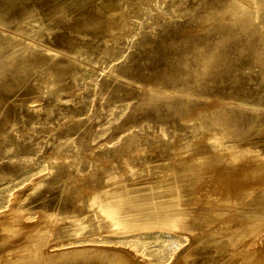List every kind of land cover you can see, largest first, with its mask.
<instances>
[{
    "label": "rangeland",
    "instance_id": "374dc122",
    "mask_svg": "<svg viewBox=\"0 0 264 264\" xmlns=\"http://www.w3.org/2000/svg\"><path fill=\"white\" fill-rule=\"evenodd\" d=\"M26 1L31 15L9 17L0 32L53 54L0 40V248L116 245L147 264H219L198 245L177 262L186 229L197 234L212 206L206 177L192 185L178 160L214 152L212 135L236 153L232 165L248 166L245 190L222 205L250 213L256 227L235 249L250 241L264 257V0H118L112 31L102 13L79 30L75 0ZM239 2L249 26L231 17ZM209 24L202 56L195 39ZM218 107L225 116L211 129L193 113ZM95 191H117L114 213L128 223L112 226ZM175 212V226L160 220Z\"/></svg>",
    "mask_w": 264,
    "mask_h": 264
},
{
    "label": "bare ground",
    "instance_id": "6f19581e",
    "mask_svg": "<svg viewBox=\"0 0 264 264\" xmlns=\"http://www.w3.org/2000/svg\"><path fill=\"white\" fill-rule=\"evenodd\" d=\"M79 3V18L77 19V28L79 30L88 27L90 25H96L100 20V13L106 18V24L109 31L119 27L121 24L117 18L116 9H118V0H102L99 4H94L91 0H75ZM222 0H208L211 4H216ZM240 10V14L236 11L231 12V17L242 20L246 26H249V20L252 17V13L248 8L238 3L237 7ZM5 11H10L8 16L4 14ZM31 15V10L28 8L26 0H0V25H5L6 20L9 17L25 18ZM216 18L215 13H210L208 19ZM209 24L202 33L195 39L198 45L197 52L202 56L208 55L210 47L203 40L207 35L213 31ZM20 27H16L19 29ZM190 36L188 33L185 35ZM6 39V43L3 45L10 47L13 50H20L23 54L35 55L40 58L52 55L53 53L46 48H39L35 44L31 43L18 36L11 35L10 33L0 32V40ZM196 118L200 119L201 125L211 129L214 125L222 123L225 116V109L218 107L215 110L209 109L207 111L195 110L193 111ZM229 125V123H228ZM208 140L213 141V151L209 155L206 153L202 155H193L189 158H182L178 160L180 164V173L190 179L192 185H195L198 180L206 177L207 183H204V187L207 188V199L212 206H208L206 211H202L198 217V223L196 229L199 231L192 232L186 229L188 243L182 250L180 258L177 262H182L183 257L192 253L193 246H200L202 249L196 250L202 254V258L206 260H215L219 264H264V257L254 256L255 252L250 245V241L244 242L240 248L235 249L239 237L244 233L251 232L256 229L252 228L251 220L252 216L248 212L231 210L226 213L225 207L222 205H229L231 202V195H237L243 193L245 190L247 177V164L244 165H232L231 161L234 159V154L227 145L222 143H215L211 136H207ZM234 156H233V155ZM239 156V155H238ZM219 194H218V193ZM225 193L222 195V193ZM76 194V191L71 192ZM117 191H107L93 193L91 199L101 207L107 214L110 215V224L112 226H121L128 223L124 221L127 219L122 214H115L113 209L112 200L117 197ZM239 198V195L237 196ZM180 212H175L172 216L161 217L160 220L164 223H168L171 226H175L178 221L181 220ZM235 219L240 222H234ZM6 227V226H4ZM187 226H181L179 231L185 230ZM11 246H7L3 249L0 248V252L3 256L0 258V264H147L148 259L146 255L140 254L137 259H133L132 254L121 253L123 250L116 245L108 246H87L72 247L69 249L57 250L51 243L49 253L36 252V248H32L26 251L24 254L7 255L9 252H13L21 247H25L28 242L22 241ZM32 242V241H31ZM30 242V244H31ZM22 249V248H21ZM20 250V249H19ZM23 250V249H22ZM21 253V252H20ZM10 254V253H9ZM2 255V254H0ZM251 258V259H250ZM250 259V260H248ZM187 264V262H183Z\"/></svg>",
    "mask_w": 264,
    "mask_h": 264
}]
</instances>
